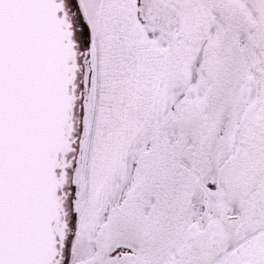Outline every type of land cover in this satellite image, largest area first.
I'll return each instance as SVG.
<instances>
[{
  "label": "snow or ice",
  "instance_id": "1",
  "mask_svg": "<svg viewBox=\"0 0 264 264\" xmlns=\"http://www.w3.org/2000/svg\"><path fill=\"white\" fill-rule=\"evenodd\" d=\"M0 264H264V0H0Z\"/></svg>",
  "mask_w": 264,
  "mask_h": 264
}]
</instances>
